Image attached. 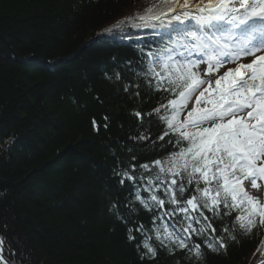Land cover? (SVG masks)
<instances>
[{
    "label": "trees",
    "instance_id": "16d2710c",
    "mask_svg": "<svg viewBox=\"0 0 264 264\" xmlns=\"http://www.w3.org/2000/svg\"><path fill=\"white\" fill-rule=\"evenodd\" d=\"M157 2L0 0V144L14 137L11 145L0 147V236L13 248L22 245L31 259L47 264L264 260V229H253L235 232L239 242H231L226 252L203 248L198 260L179 248L169 253L150 232L149 242L159 254L142 262L127 240V227L107 212L109 200L133 199L113 176L115 168L130 167L129 148L134 147L139 164L167 153L155 136V149L151 141L134 145L129 140L140 123L133 115L140 98L123 91L116 73L138 56L137 47L98 34ZM138 38L151 41L150 30ZM124 75L125 81L135 79L134 73ZM162 95L155 93L149 102L145 94V110ZM137 207L138 220H150L138 202ZM238 214L233 212V219Z\"/></svg>",
    "mask_w": 264,
    "mask_h": 264
},
{
    "label": "snow or ice",
    "instance_id": "6c2138e0",
    "mask_svg": "<svg viewBox=\"0 0 264 264\" xmlns=\"http://www.w3.org/2000/svg\"><path fill=\"white\" fill-rule=\"evenodd\" d=\"M145 29L149 42L138 38ZM98 36L137 47L138 56L116 73L123 91L140 98L133 110L140 123L129 140L151 141L155 149V136L167 153L139 164L129 148L130 167L113 170L133 199L109 200L107 212L127 227L140 260L159 254L150 232L169 253L179 248L198 260L203 248L226 252L239 242L237 231L264 229V202L250 191L264 188V0H158ZM226 64L233 67L221 74ZM127 72L135 79L125 81ZM155 93L164 94L161 102L146 111L144 95L150 102ZM137 202L150 220H138ZM233 212L240 214L233 219ZM0 264L47 261L31 259L22 245L13 248L0 236Z\"/></svg>",
    "mask_w": 264,
    "mask_h": 264
},
{
    "label": "rangeland",
    "instance_id": "374dc122",
    "mask_svg": "<svg viewBox=\"0 0 264 264\" xmlns=\"http://www.w3.org/2000/svg\"><path fill=\"white\" fill-rule=\"evenodd\" d=\"M205 67V65H201V69L203 70V68ZM223 72V71H222ZM198 94V93H197ZM195 102V100H194V98H193V100L192 101H190L189 103L191 104V103H194ZM186 114V113H185ZM183 117H181V119H182ZM251 192H252V194H254V195H257L258 197H259V199L261 200V199H263L264 198V188H262L259 192H257L256 190H254V189H252V190H250Z\"/></svg>",
    "mask_w": 264,
    "mask_h": 264
}]
</instances>
